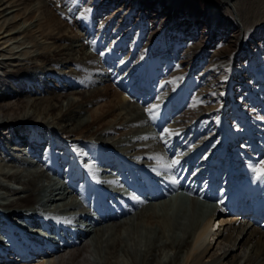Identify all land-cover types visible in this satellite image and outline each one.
I'll use <instances>...</instances> for the list:
<instances>
[{
  "label": "bare ground",
  "instance_id": "1",
  "mask_svg": "<svg viewBox=\"0 0 264 264\" xmlns=\"http://www.w3.org/2000/svg\"><path fill=\"white\" fill-rule=\"evenodd\" d=\"M251 1L258 3V16L251 15ZM58 2L70 4V12L81 10L90 22L94 15L104 24L103 36L122 35L119 55L162 81L169 115L181 125V136L197 143L184 165L192 167V182L222 163L235 175L249 167L258 177L254 169L264 162V0H58L52 7ZM52 7L42 0H0V151L9 144L10 149L20 146V155H35L43 143L40 131L54 134L59 150L66 139L77 146L85 143L83 138L112 135L117 145H126L127 156L167 166L160 147L145 141L146 133L136 128L145 119L128 102L129 91L106 74L93 77L87 68L70 85L60 69L52 81L32 73L46 63L81 66L68 52L77 46L66 41L82 42L83 37ZM84 43L77 44L80 50ZM31 133L36 134L32 142ZM204 151L205 161L199 156ZM21 170L0 161V177L18 184L10 190L19 194L0 205V264H264V202L241 215L228 214L219 204L204 210L193 200L194 211L186 207L175 223L140 209L125 221L92 229L95 224L87 216L65 239L45 238L28 228L17 232L13 225L20 217L43 218L47 195L61 189L47 194L39 183L41 172L23 175ZM160 185L165 194L166 186ZM89 193L85 187L74 197L86 201ZM19 202L27 204L19 207ZM102 216L106 223L107 214ZM149 228L158 230L161 239L155 248L142 244Z\"/></svg>",
  "mask_w": 264,
  "mask_h": 264
},
{
  "label": "rangeland",
  "instance_id": "2",
  "mask_svg": "<svg viewBox=\"0 0 264 264\" xmlns=\"http://www.w3.org/2000/svg\"><path fill=\"white\" fill-rule=\"evenodd\" d=\"M42 1L46 3L47 6L52 7L58 0ZM62 3L58 2L57 6L52 8L54 12L56 11V15L58 14L57 16H60V19L68 22L70 27L78 31L80 36L83 37L81 41L83 43L85 42V48H82V50H80L81 46L79 47L77 45L82 42L75 43L73 40L66 41V43H72L77 46V50H70L68 52L73 53L74 58L80 59L81 66L71 63L61 65L46 63L44 68H35L32 70V73L52 81L55 76L57 77L60 75L56 72V69H60L61 72L59 73L65 76L70 85H73L72 83L75 82V79L77 81V79L80 78L81 75L78 71L84 72V70H88L87 68L92 69L93 77L106 74V77L111 79V81L117 82L129 91L130 96L128 102L133 103L136 107L138 106L136 111H139L143 119H145V121L139 123L136 128L142 130L144 134L146 133L144 138L145 141L151 143L153 146L160 147L161 152L167 157V166H161L159 163L156 165H146L141 163V160L139 161L127 156L123 152V148L126 147V145H117L118 143H115L113 138H110L113 137L112 135H104L99 140L83 138L82 142L86 144H79L77 146L72 145L70 142L68 143V139L63 138L64 140L66 139L65 145L63 150H59L55 149L54 144L57 138L54 134L40 131L38 132L40 134L39 137H41L39 143H43L39 147V151H37L35 155H28L29 157L19 154L20 146L10 149L11 146L7 144L6 149L0 151V157L3 158V160L0 158V161L13 164L18 170L22 169L21 173L23 175L41 172L43 176L39 178V183L41 185H46V188H48L47 194H50L51 189L61 188L55 190L52 195H49L51 197L54 196L53 198L47 195L43 218L34 217L31 220L26 216H22L18 222L13 225L14 230L18 232L28 228L27 230H31L33 233H40L42 237L45 235V238H56L58 235H65L68 232L73 233L74 225L84 224L87 216L93 220L92 222H94L95 225L92 224L91 226L92 229H94L95 227L111 226L112 222L117 220L125 221L131 216H134L140 209H147V211L151 210L149 212L157 213V215L162 214L161 217H168L170 218V222L175 223L176 219L179 218V215L182 214L183 209L186 207L191 213L194 211L193 200L198 203L199 207L204 208V210H210L215 207L218 204L219 195L227 194V190L223 189V180L209 169L201 178L200 176L198 177V181H191L192 178L189 177V171L192 167L188 166L184 168V165L187 159L192 156L194 149H198L196 148L197 143L193 139H184L183 136H181L183 129L179 127L181 125L174 120V117L169 115L168 94L164 84H161L162 81L158 78L152 79L149 72L146 70L142 72L139 67L137 69L134 68V65H130L127 59H125L127 55H119L120 52H117L116 47L123 39L122 35L114 36L115 34L112 32L111 36H103L104 24L95 19L94 15H92L93 22H90L89 16L87 15L86 17L81 10H79V12H70V4ZM256 3V1H251V15L254 14L253 16L259 15V7L257 5L258 3ZM45 8L46 7H42L41 10ZM253 11L255 13H253ZM80 24L86 27L83 31L82 27H79ZM89 27H91V30L89 29V32L84 34L88 31ZM118 37L120 39L116 41ZM114 42L115 44L113 45ZM130 47L131 44H129V49ZM213 49H215V46H213ZM68 59H70V57H68ZM35 61L39 64L44 62L40 59H35ZM241 64L245 65L248 63L245 59H242ZM82 66H85V68ZM150 108L153 109L151 115L148 112ZM133 113L134 112H132V114ZM11 121L12 120H10V123ZM35 127V125H30L29 128ZM36 130L39 131L38 129ZM35 135L34 133L30 134L31 142L34 140L33 137H35ZM39 137L36 136V138ZM177 138L179 139L178 142L182 143L176 145ZM22 146L24 147L26 145ZM206 153H208V151H206ZM206 153L205 151L199 153V156L204 161L208 157L203 158L204 154L206 156ZM172 161H178V163H173ZM211 161L212 160H210V162ZM169 165L171 166L169 167ZM229 171L230 169H228V173ZM238 175L236 179L254 180L255 178V174L249 167H247V169L242 168ZM130 176H133L136 181L146 180L150 183L153 181H162V183L166 185L164 190L165 194H159L155 198H149L148 194L135 196V194H133V187L130 183ZM172 178H175V182H173ZM183 179L184 181H182ZM185 182L187 184H185ZM247 182L248 185L246 186L247 190L245 193H253L257 198L264 196L263 188L255 187V185L251 183L253 181ZM14 186L16 187L18 184L1 175L0 205L6 206L10 201L18 199L19 194H14L10 190ZM85 187L90 191L86 201L83 200L81 195L74 197L76 192L81 194ZM168 188H171V191ZM60 191H64V194H57ZM55 194H57V196H55ZM25 195L27 194L24 192L21 193V196ZM39 199L38 197V200ZM90 199L94 200L90 201ZM67 201L69 203L64 204L67 203ZM73 201L76 202V204L71 205L70 203ZM26 204V202L17 203L19 207ZM200 211L202 210L200 209ZM197 213L198 211L195 213L194 217H198ZM102 214H107L108 220L106 223L105 221H101V219L104 220ZM52 220L54 223H52ZM3 221H5L4 218ZM55 222H57V224ZM8 225L10 226V224ZM10 228L12 227L10 226ZM68 228H72L73 231ZM1 230L2 228L0 227V232ZM157 231L158 230L155 228L152 230L150 228L149 230L145 229L144 232L146 237L144 236L142 243L144 247L152 246V248H155L160 244L161 239ZM92 235L94 234L92 233ZM110 236L111 238L117 237L116 235ZM110 236H108V238H110ZM89 239H91V236ZM105 244L106 243H104V245ZM104 245L101 246L103 253L106 250ZM139 255L140 257L143 256L142 253H139Z\"/></svg>",
  "mask_w": 264,
  "mask_h": 264
},
{
  "label": "snow or ice",
  "instance_id": "3",
  "mask_svg": "<svg viewBox=\"0 0 264 264\" xmlns=\"http://www.w3.org/2000/svg\"><path fill=\"white\" fill-rule=\"evenodd\" d=\"M158 107V106H155ZM149 114L151 115L153 113V109H148ZM173 163H178V161H174ZM171 165H169L170 167ZM254 171H257L259 173L257 178H264V162L261 163L260 167L258 169H254ZM173 182H175V178H172Z\"/></svg>",
  "mask_w": 264,
  "mask_h": 264
}]
</instances>
